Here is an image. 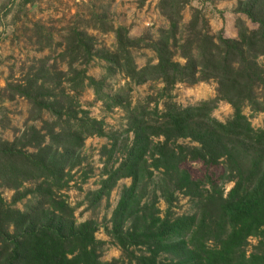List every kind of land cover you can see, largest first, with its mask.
Instances as JSON below:
<instances>
[{"label":"trees","instance_id":"obj_1","mask_svg":"<svg viewBox=\"0 0 264 264\" xmlns=\"http://www.w3.org/2000/svg\"><path fill=\"white\" fill-rule=\"evenodd\" d=\"M188 3L160 0L169 28L159 31L157 41L144 44L155 54L156 64L141 69L132 51L141 47L142 40L131 38L125 27L101 28L115 37L113 53L100 56L107 65L103 80L118 72L133 85L162 83L163 92L177 84H217L213 100L185 108L168 102L161 112L131 115L125 139L113 140L109 150L103 149L105 178L99 190L88 194L89 206L108 199L119 181L131 180L107 232L127 263L113 260L110 264H264V129L254 130L243 115L245 105L256 103L255 92L264 86V71L258 64L259 58L264 59V0L238 3L235 13L256 29H248L239 19L236 39L211 35L198 10L192 18L201 22L200 30L180 34L181 12ZM94 51V39L72 29L62 55L66 73L43 68L6 85L11 99L29 103L32 125L11 142L0 139V189L15 192L10 204L0 193V264H103L98 256L102 243L95 239L97 227L92 222L77 225L73 210L59 194L68 173L81 164L84 142L106 137L103 123L77 108L64 86L76 94L92 88L107 111L122 106L118 97L103 93L101 82L76 69L88 65L96 57ZM177 53L184 64L174 61ZM219 102L233 108L225 124L212 117ZM45 115L48 120L43 119ZM35 123L42 128L34 127ZM224 159L229 165L219 173ZM188 162L204 167L202 178L193 179L182 168ZM157 171L172 178L177 191L195 201L194 215L161 220L149 213L153 206L135 213L145 185ZM234 182L224 196V185ZM26 183H35L36 188L21 193ZM28 195L34 205L25 212L14 209ZM131 220L132 228L126 229ZM250 238H256L257 245L248 254ZM161 254L174 258L161 261Z\"/></svg>","mask_w":264,"mask_h":264},{"label":"rangeland","instance_id":"obj_2","mask_svg":"<svg viewBox=\"0 0 264 264\" xmlns=\"http://www.w3.org/2000/svg\"><path fill=\"white\" fill-rule=\"evenodd\" d=\"M242 1L244 0H189L181 12L179 33L185 35L200 30L201 22L192 18L195 10L206 19L211 35L221 34L225 38L236 39V22L239 19L248 29H256L244 16L235 13L238 3ZM159 3L160 0H0V139L11 142L25 127L32 125L28 122L29 103L19 97L11 99L6 92V85L18 83L28 74H34L43 68L51 73H66L67 64L62 55L65 51V39L72 29L93 38L95 42L96 57L88 65L76 69H84L87 77L102 83L101 89L106 96L118 97L122 102L121 107L107 111L105 106L97 101L92 88H85L76 94L69 92L67 85L64 86L66 93L74 97L77 108L103 123L106 134L105 138L93 137L84 142L80 151L81 164L68 173L65 188L59 193L61 199L73 210L77 225L92 222L97 227L95 239L102 243L98 256L103 264H110L113 260H124L127 263L121 249L107 232L111 229L110 220L124 189L131 185L130 179L121 180L108 199L89 206L86 200L88 194L99 190L105 178L103 171L106 158L103 156V149L109 150L113 140L120 143L125 139L131 115L155 110L161 112L168 102L185 108L213 100L217 96V84L213 81L201 82L194 86L177 84L171 91L163 92L162 83L147 82L137 86L129 83L118 72L103 80L107 76V65L100 56L113 53L115 45L114 34L104 32L101 29L104 27H125L131 38L142 40L141 47L132 51L138 69L148 63L156 64L155 54L144 44L157 41L159 31L169 28V20L160 11ZM174 61L184 64L178 53ZM258 64L264 71L263 58L258 59ZM53 77L55 75H52V80ZM255 93L256 103L245 105L243 115L254 130H262L264 86L258 88ZM232 116L233 108L226 102H219L212 112V117L223 124ZM43 119L48 120L49 117L45 115ZM34 127L41 129L42 124L35 123ZM132 138V134H129L130 141ZM179 143L195 145L190 140H180ZM222 165L217 169L219 173L225 169L224 165H229L228 160L224 159ZM182 168L188 171L193 179H200L205 173L200 163L188 162L183 164ZM235 182L224 185V196L234 187ZM35 188V183H26L21 193ZM0 193L7 204L12 202L15 195L14 191L5 188H1ZM33 199L28 195L14 209L25 212L34 205V202L31 204ZM151 206L153 209L149 210V213L161 220L190 217L196 212L195 201L177 191L172 178L163 171L153 173L145 185L142 200L135 213L141 214L145 207ZM132 226L131 220L126 223L125 228L131 229ZM248 242L247 252L250 254L252 248L257 245V239L250 238ZM173 258V255L161 254L159 260L168 262Z\"/></svg>","mask_w":264,"mask_h":264}]
</instances>
